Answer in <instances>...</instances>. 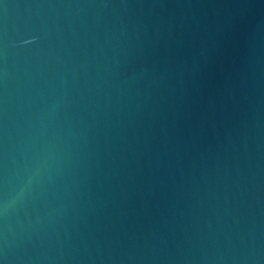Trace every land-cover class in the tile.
<instances>
[{
    "label": "water",
    "instance_id": "water-1",
    "mask_svg": "<svg viewBox=\"0 0 264 264\" xmlns=\"http://www.w3.org/2000/svg\"><path fill=\"white\" fill-rule=\"evenodd\" d=\"M0 264H264V0H0Z\"/></svg>",
    "mask_w": 264,
    "mask_h": 264
}]
</instances>
